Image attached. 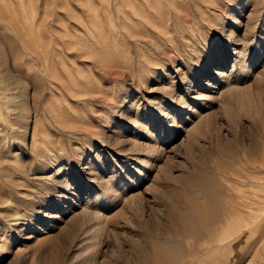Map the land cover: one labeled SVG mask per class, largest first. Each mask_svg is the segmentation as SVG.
Instances as JSON below:
<instances>
[{"label":"rangeland","instance_id":"1","mask_svg":"<svg viewBox=\"0 0 264 264\" xmlns=\"http://www.w3.org/2000/svg\"><path fill=\"white\" fill-rule=\"evenodd\" d=\"M0 264H264V0H0Z\"/></svg>","mask_w":264,"mask_h":264},{"label":"bare ground","instance_id":"2","mask_svg":"<svg viewBox=\"0 0 264 264\" xmlns=\"http://www.w3.org/2000/svg\"><path fill=\"white\" fill-rule=\"evenodd\" d=\"M232 220V219H231ZM227 223H228V221H227ZM229 224H231V223H229ZM230 226V225H229Z\"/></svg>","mask_w":264,"mask_h":264}]
</instances>
